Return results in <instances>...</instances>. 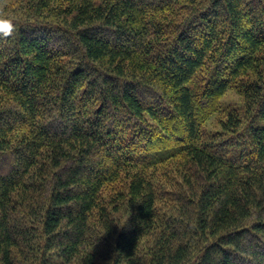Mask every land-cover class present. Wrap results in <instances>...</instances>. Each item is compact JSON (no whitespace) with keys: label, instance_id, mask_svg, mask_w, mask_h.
<instances>
[{"label":"trees","instance_id":"1","mask_svg":"<svg viewBox=\"0 0 264 264\" xmlns=\"http://www.w3.org/2000/svg\"><path fill=\"white\" fill-rule=\"evenodd\" d=\"M6 14L0 264H264V0Z\"/></svg>","mask_w":264,"mask_h":264},{"label":"rangeland","instance_id":"2","mask_svg":"<svg viewBox=\"0 0 264 264\" xmlns=\"http://www.w3.org/2000/svg\"><path fill=\"white\" fill-rule=\"evenodd\" d=\"M20 0H9L10 4L19 3ZM243 104V96L235 90H229L221 99V112H216L212 115L211 119L208 121L209 129H214L219 127V119L224 117L226 109L235 106H241Z\"/></svg>","mask_w":264,"mask_h":264},{"label":"clouds","instance_id":"3","mask_svg":"<svg viewBox=\"0 0 264 264\" xmlns=\"http://www.w3.org/2000/svg\"><path fill=\"white\" fill-rule=\"evenodd\" d=\"M8 0H0V38L7 39L16 32L17 23L14 17L6 14Z\"/></svg>","mask_w":264,"mask_h":264}]
</instances>
